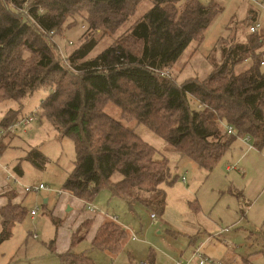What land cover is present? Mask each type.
Segmentation results:
<instances>
[{
    "label": "trees",
    "instance_id": "16d2710c",
    "mask_svg": "<svg viewBox=\"0 0 264 264\" xmlns=\"http://www.w3.org/2000/svg\"><path fill=\"white\" fill-rule=\"evenodd\" d=\"M22 1L0 0V103L12 99L18 104L4 111L0 124L24 115L23 99L37 88L49 90L36 109L37 120L45 117L60 136L73 141L75 149L62 190L91 202L106 186L112 196L162 214L164 186L172 185L177 175L167 156L129 126L130 121L144 124L208 172L237 137L248 135L255 146L264 145V51L259 50L264 34L249 30L244 41L223 46L222 59L202 79L189 77L177 84L167 72L191 41L201 42L210 21L222 10L217 1L149 0L151 6L127 28L132 42L114 41L87 57L98 42L92 37L66 59L57 52L50 33L68 16L84 11L90 30L114 32L144 0H29L32 19L14 9ZM248 58L251 64L235 72V65ZM189 96L196 99V107ZM108 102L120 108V118L105 111ZM226 124L236 132L227 133ZM7 133L0 138V155ZM25 158L38 169L48 159L37 147L28 149ZM13 170L23 174L20 162ZM26 213L24 206L11 202L0 208V243ZM108 217L91 245L115 257L129 231ZM90 224V218L84 219L72 233L69 250L58 254L64 264H93L90 256L72 250Z\"/></svg>",
    "mask_w": 264,
    "mask_h": 264
},
{
    "label": "rangeland",
    "instance_id": "374dc122",
    "mask_svg": "<svg viewBox=\"0 0 264 264\" xmlns=\"http://www.w3.org/2000/svg\"><path fill=\"white\" fill-rule=\"evenodd\" d=\"M198 1L203 4L210 2ZM214 1L222 6V10L210 21L201 42L191 41L167 71L177 84L189 77H206L213 64L222 59L221 48L232 41H244L250 34L248 26L255 19L259 23L255 34H264V0ZM151 4L149 0L140 2L135 13L114 32L90 30L85 19L86 12L83 11L81 14L68 16L54 33H50V37L57 44V52L62 58L94 37L98 42L87 55L92 57L114 41L124 38L130 41L127 28ZM249 62L248 58L237 63L235 72L248 67ZM262 70L264 71V62ZM48 92V89L39 87L24 98L21 114L36 110ZM188 99L190 105L196 107V99L192 96ZM17 105L12 99L1 102L0 119L5 109ZM104 109L120 118V108L114 103L108 102ZM2 140V148L12 142L3 153L1 148L0 155V162L9 169L5 174L7 185L19 191L21 183L44 182L49 185V190L24 194L21 204L27 213L21 222L11 228V237L0 244V264H56L58 257L50 250L51 241L54 239V246L59 248L66 245L68 247L72 233L86 218L92 219L91 228L72 250L90 256L93 264H140L141 261L151 264L152 256L155 258L154 264H175L174 260L177 259H182L186 264H199V257L193 252L206 238L205 233H200L191 242V238L177 225L163 222L159 215L152 218L151 211L141 203L135 201L129 204L123 198L112 196L106 186L91 200V204L95 206L91 211L96 212L89 211L87 202L84 204V201L63 191L62 182L74 165V144L69 137L60 136L45 117L26 127L16 128V133H7ZM253 143L251 139L237 137L229 151L210 172L196 166L190 158L186 162L170 161L171 172L177 175L175 182L182 181V175L186 176L187 182L200 180L198 184L194 183L195 196L203 210L200 212L223 228L220 240L227 253L217 252L222 255L220 259L214 258L215 264H264V145L259 148ZM30 147H37L48 157L44 168L38 169L23 158ZM230 150L233 155L228 154ZM18 161L24 174L14 180L9 177V172H12ZM227 164H235L236 167L226 169ZM58 190L62 192L58 193ZM44 198H49L46 203ZM31 209L36 210L33 217L29 214ZM193 214L196 216L195 212ZM108 216L114 217L137 236L135 239L129 237L115 257L93 247L90 241L93 228L100 217ZM204 255L209 256L206 253Z\"/></svg>",
    "mask_w": 264,
    "mask_h": 264
},
{
    "label": "crops",
    "instance_id": "0c3cea01",
    "mask_svg": "<svg viewBox=\"0 0 264 264\" xmlns=\"http://www.w3.org/2000/svg\"><path fill=\"white\" fill-rule=\"evenodd\" d=\"M260 49H263L264 50V43L259 48V50ZM249 63L251 64V59H250V62ZM170 68H172V66ZM245 69H243V70H245ZM243 70H240L238 72H241ZM127 124L129 126H132L135 129V131L145 141L149 142L151 145H153L155 148H157V150L161 154L167 156V158L169 159V163H170L171 160L172 161H177V162L178 161H181V160H183V162H186L187 159L190 160L189 157L182 156L181 153L178 150H176V149L172 148L171 146H169L168 143L162 137H160L159 135L155 134L153 131H151L144 124H142V123H135L134 121L127 122ZM159 138H161V139H159ZM153 141H154V143L152 144ZM156 141H158L159 143H157ZM11 143L6 144L4 146V148H2L3 142H1V148L3 149L2 150V153H3L4 149L6 148V146L7 145H10ZM230 147L225 152V154L229 151ZM30 148H28V149H30ZM28 149L26 150V152H25V154L23 156L24 159H26L25 158V155H26ZM225 154L223 156H225ZM228 154L233 155V151L230 150V152ZM223 156H222V158H223ZM228 165L229 164L226 165V169H231V168H235L236 167V165L234 164L235 165L234 167L228 168ZM196 166H198V165L196 164ZM21 168H22V166H21ZM199 168H201V167H199ZM22 170H23V168H22ZM8 171H9L8 167L5 166L4 164H2L0 162V208L3 205L7 204L8 202H11L13 204H21L22 203V198H23V196L25 194V192L23 193V191L21 190L20 187H19L20 188L19 191H17L15 188L10 187L9 185H7L6 180H5V174H7ZM9 173H13L14 176H15V178L18 180V177L17 176H22L24 174V170H23V174L22 175H18L13 170V168H12V172H9ZM199 182H200V180H198V179L197 180H193L191 182H187V178H186L185 181L182 180L180 182H174L170 186H164L165 192H166L165 208H164L162 214L159 215V216H160V218H161V220L163 222L171 223L172 225H177V227H179V229H181V231L183 233L187 234L189 238L197 237L200 233L201 234L202 233H205L206 238L204 240H202L196 247H201V249L203 250V252L206 253L207 255H209L210 257H212V259H214V258L220 259V257H221L222 254H219V253H223V252L224 253H227L225 251V249H226L225 245H222L223 243L220 240V237H221L220 236L221 235L220 233H222L221 231L223 230V228H221L220 226H218V224L215 221H213L211 219H208L207 216L204 217L205 215L202 214L203 212L202 213L200 212V210H202V208L198 205V201H197V198L195 196V188H194L195 187L194 186V183H197L198 184ZM21 184H25V183H21ZM50 191H54V190H50ZM63 191H65V192L73 195L72 193H70V192H68L66 190H63ZM73 196H75V195H73ZM75 197H77V196H75ZM77 198H79V197H77ZM48 199L49 198H44L43 201L46 203L48 201ZM79 199L82 200V202L84 201L81 198H79ZM85 202L86 201H84V204H85ZM195 206H197V208H198L197 210L195 209ZM30 211L31 210H29V214H30L31 217H33L36 214V212H35L34 215H32L30 213ZM89 211L90 212H96V210L95 211L89 210ZM193 212H195L196 216L193 214ZM156 215L157 214H155V216L152 217V218H155ZM197 216H199V217H197ZM109 217H111V216H109ZM100 218L101 219L95 224V226L93 228L91 240L94 237V235H95L98 227L100 226V224L105 219V217L104 218L103 217H100ZM112 218H114V217H112ZM189 219H191V221ZM19 222H21V221H19ZM19 222H16L15 224H17ZM15 224L12 225V228L15 226ZM91 225H92V219H91V224H90V227H89L87 233L89 232V230L91 228ZM0 230H1V218H0ZM127 230L129 231L128 228H127ZM132 232H134V231H131V232L129 231V235H128L129 237H130V235H131ZM11 235H12V232H11ZM11 235H10V237H11ZM33 236H35V235L33 234ZM129 237H128V239H129ZM9 238H7V239H9ZM7 239H5V240H7ZM4 241H2V242H4ZM54 242L55 241L53 239V243H51V246L53 247L54 250L52 251L51 250V247H50V250L52 251L53 254H55L58 257V261H56V264H64L61 261L60 257L58 256V254L63 253V252H66L67 250H69L70 242H68V247L65 244L66 246L64 245L65 247H62V248H59L58 246H54ZM104 251H106V250H104ZM75 252H77V251H75ZM217 252H219V253H217ZM79 253H83V252H79ZM230 254H233V253H230ZM152 258H151L152 259L151 264H154V259L155 258L153 256H152Z\"/></svg>",
    "mask_w": 264,
    "mask_h": 264
},
{
    "label": "built area",
    "instance_id": "2783aa9c",
    "mask_svg": "<svg viewBox=\"0 0 264 264\" xmlns=\"http://www.w3.org/2000/svg\"><path fill=\"white\" fill-rule=\"evenodd\" d=\"M257 2H262L263 0H255ZM13 5V3H12ZM14 9L22 16L25 18H30L32 19L30 10H29V0H23L22 3L20 5H15L14 4ZM43 11L42 7L38 8V13H41ZM259 27V23L257 21H254L253 23H251L249 25V30L251 32H256L258 30ZM66 56H63L64 59H66ZM38 119V112L36 110L32 111L31 113H26L22 116H20L18 119L14 120L13 122L9 123L6 126H3L0 124V138L1 136L9 131V133H16V128L18 127H26L28 124H30L33 121H36ZM225 130L227 131V133H235L236 130L234 128L233 125L231 124H226L225 125ZM246 140H249L250 137L248 135L243 136ZM235 165H228V168L230 167H234ZM9 177L14 178V180H17L14 176L13 173H9ZM186 177L184 175L181 176V180L185 181ZM20 188L23 192H35V191H40V190H49V185H47L44 182H38V183H25V184H20ZM61 190H58V193H60ZM88 207L90 210H94L95 206H93L90 202H87ZM36 212L35 209H31L30 213L32 215H34ZM155 213L151 212V217H154ZM130 237L132 239L137 238L136 234L134 232L131 233ZM194 255H197L199 257V264H215V260L212 259L209 256L204 255L203 250L201 249V247H195ZM140 264H145V262L141 261ZM175 264H186L185 262H183L182 259H177L175 260Z\"/></svg>",
    "mask_w": 264,
    "mask_h": 264
}]
</instances>
